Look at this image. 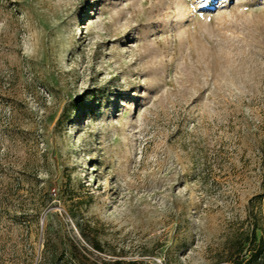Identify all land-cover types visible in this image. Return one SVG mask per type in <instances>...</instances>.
I'll return each instance as SVG.
<instances>
[{"label": "rangeland", "instance_id": "rangeland-1", "mask_svg": "<svg viewBox=\"0 0 264 264\" xmlns=\"http://www.w3.org/2000/svg\"><path fill=\"white\" fill-rule=\"evenodd\" d=\"M253 222L264 0H0V264H235Z\"/></svg>", "mask_w": 264, "mask_h": 264}, {"label": "trees", "instance_id": "trees-1", "mask_svg": "<svg viewBox=\"0 0 264 264\" xmlns=\"http://www.w3.org/2000/svg\"><path fill=\"white\" fill-rule=\"evenodd\" d=\"M260 199V198H259ZM255 199L250 200V206ZM261 201V199H260ZM254 215V207H250L249 215ZM260 229V226L253 222L252 228L249 233L246 234L243 242L234 243L236 248V257L230 254L227 261L234 262L235 264H262L264 260V237L256 238V230ZM263 229V228H262ZM264 232V230H262ZM244 253V255H242ZM241 255V256H240Z\"/></svg>", "mask_w": 264, "mask_h": 264}]
</instances>
